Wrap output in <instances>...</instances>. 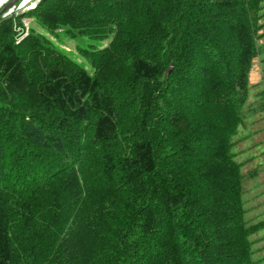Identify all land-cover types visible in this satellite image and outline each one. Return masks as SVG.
Here are the masks:
<instances>
[{
	"label": "trees",
	"instance_id": "16d2710c",
	"mask_svg": "<svg viewBox=\"0 0 264 264\" xmlns=\"http://www.w3.org/2000/svg\"><path fill=\"white\" fill-rule=\"evenodd\" d=\"M28 17L112 39L79 48L89 71ZM263 38L264 0H40L0 15V264H256L264 217L245 194L263 180L236 147L264 111V88L250 100Z\"/></svg>",
	"mask_w": 264,
	"mask_h": 264
},
{
	"label": "rangeland",
	"instance_id": "374dc122",
	"mask_svg": "<svg viewBox=\"0 0 264 264\" xmlns=\"http://www.w3.org/2000/svg\"><path fill=\"white\" fill-rule=\"evenodd\" d=\"M15 1L19 3L20 0H4L3 5L6 2ZM22 1V0H21ZM0 6V9L3 7ZM29 27L34 28L35 30L46 35L51 41H53L60 49L69 54L73 59L82 63L89 71H93L92 65L85 56H83L79 48H104L106 47L112 38L96 41L89 37H80V38H70L62 32H59V36H54L49 32L42 29L34 17H28ZM264 41V38L261 40ZM95 44V45H94ZM264 61L260 63L259 58L255 59L253 70L250 75L252 86V91L250 95V100L255 101L258 99L256 93L259 90L264 88ZM262 83V84H261ZM258 101V100H256ZM260 101V99H259ZM252 113H249V117L246 119L245 127H241L240 135L246 136L248 139L238 140V146L240 148L238 157L241 159L248 160L247 165L244 167V170L247 172H255L257 169V178L263 181L255 180L254 183L251 182L249 178L248 184H251L250 190L245 194L248 198L247 207L248 216L258 219L264 217V111L252 114L255 117L251 116ZM255 155L254 158H249L250 156ZM258 238L261 234L256 235ZM256 246H264V238H260L256 241ZM264 250L256 248L254 257L256 264H264Z\"/></svg>",
	"mask_w": 264,
	"mask_h": 264
},
{
	"label": "built area",
	"instance_id": "2783aa9c",
	"mask_svg": "<svg viewBox=\"0 0 264 264\" xmlns=\"http://www.w3.org/2000/svg\"><path fill=\"white\" fill-rule=\"evenodd\" d=\"M40 2V0H20L19 3H16L13 5L12 9H10L5 15H3L4 17L11 15L12 13H17V14H21L24 13L26 11H29L31 9H34L37 4ZM23 23H24V27L26 28V31L29 30V20L28 18H23L22 19ZM20 30V28H19Z\"/></svg>",
	"mask_w": 264,
	"mask_h": 264
},
{
	"label": "water",
	"instance_id": "95a60500",
	"mask_svg": "<svg viewBox=\"0 0 264 264\" xmlns=\"http://www.w3.org/2000/svg\"><path fill=\"white\" fill-rule=\"evenodd\" d=\"M15 1L6 2L5 5L0 9V15H5L10 9H12Z\"/></svg>",
	"mask_w": 264,
	"mask_h": 264
},
{
	"label": "clouds",
	"instance_id": "9594fccd",
	"mask_svg": "<svg viewBox=\"0 0 264 264\" xmlns=\"http://www.w3.org/2000/svg\"><path fill=\"white\" fill-rule=\"evenodd\" d=\"M4 2V0H0V4H2Z\"/></svg>",
	"mask_w": 264,
	"mask_h": 264
},
{
	"label": "bare ground",
	"instance_id": "6f19581e",
	"mask_svg": "<svg viewBox=\"0 0 264 264\" xmlns=\"http://www.w3.org/2000/svg\"><path fill=\"white\" fill-rule=\"evenodd\" d=\"M3 5V3L2 4H0V6H2Z\"/></svg>",
	"mask_w": 264,
	"mask_h": 264
}]
</instances>
